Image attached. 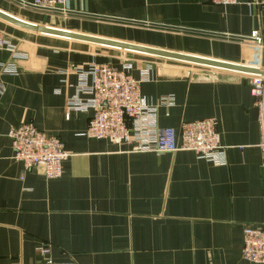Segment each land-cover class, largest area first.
<instances>
[{"label": "crops", "instance_id": "0c3cea01", "mask_svg": "<svg viewBox=\"0 0 264 264\" xmlns=\"http://www.w3.org/2000/svg\"><path fill=\"white\" fill-rule=\"evenodd\" d=\"M0 10L41 26L264 68V52L229 37L260 30L264 38V11L253 0L225 6L69 0L63 12L0 0ZM0 29L20 54L16 73L0 77V264H260L242 257L244 228L264 225V163L249 75L33 33L1 20ZM11 58L0 50V61ZM103 62L131 63L136 78L152 63L140 92L157 106L158 126L180 131L184 122L212 117L226 164L188 150L128 152L126 144L83 135L91 110L66 116L70 100L86 98L77 91L75 68ZM167 95L174 96L172 106ZM23 122L63 141L68 157L61 176L46 178L42 168L14 160L8 133ZM42 244L49 262L37 252Z\"/></svg>", "mask_w": 264, "mask_h": 264}, {"label": "built area", "instance_id": "2783aa9c", "mask_svg": "<svg viewBox=\"0 0 264 264\" xmlns=\"http://www.w3.org/2000/svg\"><path fill=\"white\" fill-rule=\"evenodd\" d=\"M24 1V0H22ZM222 6L235 4L237 0H209ZM32 6L41 9L66 11L69 0H31ZM264 11V0H253ZM250 42L263 40L260 30H253L248 36ZM0 50L11 52L12 58L0 61V77L15 74V59L20 57L15 45L7 34L0 30ZM131 63H124L120 68L108 63H91L88 69L75 68L79 82L77 91L84 94V100H70L68 111L75 109L87 112L91 110L86 137L107 139L114 144L128 146V152L165 153L177 150L194 152L197 158L215 165H225L226 155L216 122L212 117H205L184 122L180 131L172 127H159L157 106L146 102L140 92V84L150 80L151 67L140 70L136 78L131 73ZM4 86L0 80V94ZM249 91L257 109V124L260 132L258 144L264 163V76L249 77ZM167 106H172L174 96L163 97ZM12 148V157L25 169L40 167L46 178L61 176L62 163L68 157L63 141L56 135L47 134L31 122H23L8 133ZM37 252L48 256L49 247L39 245ZM242 257L248 262L264 264V225L245 227L243 230ZM47 262L49 259L46 258Z\"/></svg>", "mask_w": 264, "mask_h": 264}, {"label": "water", "instance_id": "95a60500", "mask_svg": "<svg viewBox=\"0 0 264 264\" xmlns=\"http://www.w3.org/2000/svg\"><path fill=\"white\" fill-rule=\"evenodd\" d=\"M14 1L27 5V6L35 7L29 3L23 2L22 0H14ZM52 10H55V9H52ZM86 15L95 17V18H105V19L116 20V21H130V20H124V19L108 17V16H99V15H93V14H86ZM0 20L10 25H13L15 27H18V28H21L23 30L33 32V33L49 35V36L58 37L62 39L86 42V43H90V44H94V45H98V46H102L106 48L121 50V51L128 52V53L144 54L148 56H154V57H159V58L187 62V63H191V64L203 66V67L228 70V71L237 72V73L249 75V76H264V68L245 66L241 64L229 63V62H224L220 60H214V59H209V58H204V57H199V56H194V55H189V54L176 53V52L161 50V49H157L153 47H147V46H143L139 44H133V43H128L124 41L103 38V37L93 36L89 34H83V33L75 32L71 30L59 29V28L49 27V26H41V25H37L34 23L21 20L1 10H0ZM137 23L148 24L150 26L206 33V34L211 33V32L199 31V30H191L187 28L167 26L163 24H154V23H145V22H137ZM229 37L233 39L236 38V39L250 40L248 37L247 38L238 37V36H229Z\"/></svg>", "mask_w": 264, "mask_h": 264}, {"label": "rangeland", "instance_id": "374dc122", "mask_svg": "<svg viewBox=\"0 0 264 264\" xmlns=\"http://www.w3.org/2000/svg\"><path fill=\"white\" fill-rule=\"evenodd\" d=\"M1 30V29H0ZM2 31V30H1ZM5 33V32H4ZM251 44L253 45V46H255L256 48H257V50H261L262 52H264V38H263V40L261 41V42H258V43H254V42H251ZM128 56V55H127ZM259 63H262V60H259L258 61ZM104 63V62H103ZM147 65H150V67L152 68V63H149V62H147V63H145L144 65H142V67H141V69L142 68H146L147 67ZM140 69V70H141Z\"/></svg>", "mask_w": 264, "mask_h": 264}]
</instances>
